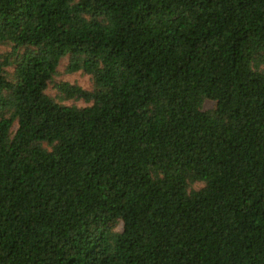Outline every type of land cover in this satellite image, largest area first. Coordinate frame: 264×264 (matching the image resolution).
I'll return each instance as SVG.
<instances>
[{"label": "trees", "instance_id": "16d2710c", "mask_svg": "<svg viewBox=\"0 0 264 264\" xmlns=\"http://www.w3.org/2000/svg\"><path fill=\"white\" fill-rule=\"evenodd\" d=\"M0 264H264V0H0Z\"/></svg>", "mask_w": 264, "mask_h": 264}, {"label": "rangeland", "instance_id": "374dc122", "mask_svg": "<svg viewBox=\"0 0 264 264\" xmlns=\"http://www.w3.org/2000/svg\"><path fill=\"white\" fill-rule=\"evenodd\" d=\"M65 60L66 59H64V62H65ZM65 78L70 80V81H75L76 80V81H78V83H80L83 86H86L87 83H88V76H86V75L81 76V75L75 73V74H68V75L65 76ZM80 103L83 104L82 102H80ZM211 106H212L211 102H209V101L205 102V107H211Z\"/></svg>", "mask_w": 264, "mask_h": 264}]
</instances>
